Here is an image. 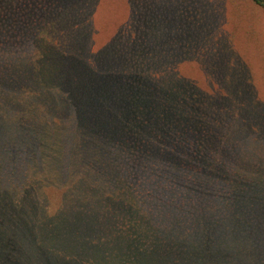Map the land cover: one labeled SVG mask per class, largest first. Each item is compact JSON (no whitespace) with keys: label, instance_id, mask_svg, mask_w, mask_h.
<instances>
[{"label":"trees","instance_id":"trees-1","mask_svg":"<svg viewBox=\"0 0 264 264\" xmlns=\"http://www.w3.org/2000/svg\"><path fill=\"white\" fill-rule=\"evenodd\" d=\"M153 1L130 0L128 20L113 41L105 44L98 51L93 49L92 37L86 35V31L93 29L92 10L90 12L88 6L72 5L62 11L61 16L64 15L62 18L58 13L55 15L51 13L54 11L53 6L44 12L45 18L36 38L38 51L34 56L35 64H39L37 65L39 68L36 69L39 82L46 88L54 85L62 92L67 91L63 83L65 84L68 79V63L72 62L71 67L76 70L74 73L77 77L76 81L72 78L71 83L75 91L79 89L76 95L81 92L83 96L75 101V97L68 93L66 99V104L77 106L75 108L79 112L68 147L63 142L60 119L56 117L50 119L48 115L41 113L39 117L43 119L37 123L38 118L31 115L36 117V121L30 122L31 129L27 134L28 138L32 137L33 145L29 146L31 153L27 154L32 161L27 164V176H24L25 179H22L19 185L8 188L0 172V181L4 189L7 192H14L12 198L5 202L3 200V204L6 202L11 204L12 200L15 202V206H9L5 210L0 207V213L3 209L5 218L10 221L5 225L6 228L0 229V234H4V238L7 239V242H0V260L7 259L8 264L23 262L19 246L27 242L26 239L33 233V230L23 224V219L30 216L29 211L41 206V195L34 196L29 201L30 208L25 215L21 213L22 208L18 204L25 203L26 197L31 192H38L39 184L43 188L42 182L46 184L52 181L53 173L59 188L66 187L67 192H129L135 197L142 218L152 222L145 227L133 228L121 225L113 228L91 226L80 229L77 224H72L70 228L48 225L45 230L39 231L38 234L34 233L41 241H53V243L62 240L61 235L66 233L72 245L83 246L85 254L95 252L100 244L104 245L101 253L96 257L94 254L91 255L92 259L85 261L84 264H157L155 253L159 252V249L161 253L166 252L167 264H172L170 260L172 257L178 259V264H182L183 259L188 260L185 264H199V261H203L202 258L206 259L207 253L212 255L213 244L211 248L209 245L203 247L202 243L196 246L193 237L190 239L192 232L191 228H188L189 225L185 235H179L180 240L171 234L173 233L171 229L165 232L169 233L168 236L159 233L157 227L160 223L154 219L155 215H158L149 207L143 196H140L127 172L119 169L116 160H126L124 157L126 150L138 155L139 148L144 149L152 143L161 145L169 137L172 138L169 149L175 153L178 144L186 143L188 138L191 146L194 144L200 146L202 143L206 147L210 145L216 147V156L221 160L220 164L224 169L222 176L228 177L225 173L228 171V165L224 152L232 151L236 146L235 142L250 139L249 132L252 127L256 131L253 133L255 138L252 141L262 139L264 121H255L257 116L255 111L257 109L263 111L264 108L258 100L251 98L252 84L250 81L241 80L242 76H245L244 71L242 72L244 67L236 62H233L231 69L232 72L239 69L240 80H236L242 82L240 86L235 82V78L230 81L232 72H228L216 62H208V73L220 86L215 90L216 94L199 91L200 88L190 79L179 80L181 75L176 70L184 58L182 52L185 55L196 54L202 60L209 55L219 58L224 55L218 52L216 47L221 46V43L216 42L217 45L209 46L208 44H212L211 40H201L203 43L201 44L195 38H188L185 47L188 49L182 51V48H179L182 45V29L178 26L180 21L178 14L174 13L180 9L175 5V0L174 5L166 6L162 3L157 5ZM253 1L264 8V0ZM24 2V0H0V24H3V19L14 11L11 4L17 7L22 5L24 8ZM72 15L74 17L69 18ZM5 123L0 130V145L1 142L3 145L0 146V150L5 155L4 158L10 154L14 146L13 135L23 122ZM7 125L10 127L9 133ZM197 133L202 134L197 136L201 143L195 140L194 134ZM115 140L125 141L123 149L118 147ZM248 147L246 144L243 150L248 152L250 150ZM188 153L186 157H189L190 161L198 157L197 150H190ZM148 157L143 156L145 159ZM248 161V153H245L236 170L241 175L238 179L231 180L236 192L244 182L246 183V177L252 172ZM46 168L52 171L49 172ZM66 171L72 176L71 180H68L69 184L64 182ZM255 183L264 187L263 178ZM177 184L175 178L167 180L166 183L162 180L158 189L172 192L179 187ZM259 186L253 188V191L258 192L247 191L253 193L248 196H254L258 202L264 204V191L261 192ZM243 188H249V185L244 184ZM145 192L151 190L147 187ZM235 203L242 213L241 215L237 211L243 221L238 219L237 213L233 224L237 226L248 224L255 228L243 229L236 226L230 228L232 230L228 234L231 233V236L244 240L245 230H249L258 238H262L259 243L264 244V227L259 228L261 225L246 221L253 216L251 212L254 210L246 207L244 201L242 204L237 198ZM68 214L74 221L75 216ZM58 215L59 213L50 215V218ZM19 221L22 225L17 224L20 223ZM210 229L203 228V232ZM203 232H198L201 239ZM257 237L255 239H258ZM22 240L23 243L20 242ZM147 240H150L151 244H147ZM17 241L19 244L15 243ZM161 253L159 252L158 255ZM213 263L224 262L215 260Z\"/></svg>","mask_w":264,"mask_h":264},{"label":"rangeland","instance_id":"rangeland-1","mask_svg":"<svg viewBox=\"0 0 264 264\" xmlns=\"http://www.w3.org/2000/svg\"><path fill=\"white\" fill-rule=\"evenodd\" d=\"M24 1V8L22 5L17 7L11 4L14 11L3 19V24H0V130L6 124L5 122H15L14 124L23 122L13 135L14 146L10 154L4 158L5 155L0 150V172L8 188L19 185L22 179H25L27 164L32 162L30 156L27 155L31 153L29 146L32 145V137L28 138L27 135L31 129L30 122L36 121V117L39 120L36 122H41L40 120L43 119L39 117L41 113L48 115L50 119L53 117L60 119L63 142L68 147L79 112L75 108L77 106L70 105V103L67 105L66 99L68 93L75 97V101L83 96L81 92L76 95L79 89L75 91L71 83V79L76 81L77 77L74 73L76 70L74 71L71 67L72 62L68 63V79L65 84L63 83L67 91L62 92L54 85L46 88L39 82V75L36 71L39 64H35L34 56L38 51L36 38L38 29L45 18L44 12L53 6L54 11L51 13L53 15L58 13L62 18L64 16H61L62 11L69 9L72 5L88 6L90 12L92 10L91 20L94 30L86 31V35L92 37L94 51L111 43L130 16V0ZM173 2L174 0L153 1L157 5L162 3L164 6L171 5ZM184 2L189 4L186 5ZM175 5L180 9L176 11L174 8L176 11L174 13L178 14L180 20L178 26L183 34L181 36L182 45L179 48H182V51L188 49L185 48L189 41L188 38H195L199 42L211 40L212 44L208 45L221 43V46L216 47L218 52L224 54L219 58L209 55L202 60L196 54L185 55L182 52L184 58L176 70L181 75L179 80L190 79L200 88L199 91L216 94L215 90H218L220 86L208 73V62H216L228 72H232L233 62H236L244 67L242 72L244 71L245 76H242L241 80L250 81L252 84L250 88L253 96L251 98L258 100L264 108V8L258 6L253 0H175ZM73 17L74 15L69 18ZM69 18L67 17L68 20ZM195 21H200V23H195ZM37 23H39L38 26ZM238 70L232 72L231 82L234 78L236 83L238 82L236 79L240 80ZM237 85H242V82H238ZM71 90L74 93H71ZM242 96L243 94L240 95ZM255 112L257 113L255 121H264V110L257 109ZM31 115L36 117H31ZM6 128L9 133L10 127L7 125ZM254 132H256L254 128H250V139L235 142L236 146L232 151L224 152L228 165V171L225 173L228 177L222 176L224 169L221 167V160L216 156V147L203 146L201 140L198 139L197 136L202 135L201 133L194 134L195 140L200 141V146L199 144L191 146L187 138L186 143L178 144L177 150H174L177 152L173 153L169 149L172 145V138L169 137L161 145L152 143L144 149L139 148L138 155L126 150L124 155L126 160H116L119 169L127 172L132 184L140 192V196H143L149 207L154 209L158 215H155L154 219L160 223L157 227L159 233L168 236L169 233L165 232L171 229L173 230L171 234L180 240L179 235H185V230L189 225L188 228H191L192 232L190 239L193 237L196 246L202 243L203 247L209 245L211 248L213 244L212 255L207 253L206 259L198 260L199 264H215L213 263L215 260H222L223 264H264V244L259 243L262 238H258L249 230H245L244 240H239L234 235L231 236V233L228 234L232 230L230 228L237 226L233 224L237 218V211H239L235 203L236 198L242 204L244 201L246 207L254 210L251 212L253 216L246 221L261 225L259 228L264 227V204L258 202L254 196H248L253 194L251 192H258L253 191L254 186H259L255 182L261 178L264 179V131L262 139L252 141L255 138ZM115 143H118L120 149H123V144H126L121 140H115ZM246 144L250 149L248 152L243 150ZM190 150L198 152V157L193 161L186 157ZM245 153H248V166L252 172L246 177V183L241 181L248 184L249 188H243V184L236 192L231 180L238 179L241 175L236 170ZM143 156L149 157L145 159ZM46 170L52 171L48 168ZM52 176V181L46 184L42 182L43 188L41 184L38 185V192L28 194L25 199L26 204H18L22 208L21 213L25 215L27 209L30 208L29 201L34 196L41 195V206L29 211L30 216L23 219V224L33 230V233L26 239L27 242L19 246L23 261L21 264H84L85 261L92 259L91 255L94 254L96 257L103 250L104 245L100 244L95 252L85 254L83 246L72 245L66 233L62 234L63 239L56 243L41 241L34 233L38 234L48 225L70 228L72 224H77L80 229H85L91 226L113 228L121 225L133 228L152 224L151 221L142 218L141 212L137 209L135 197L129 192H67L66 187L59 188L54 173ZM55 176L59 177L56 174ZM64 177L66 178L64 182L69 184L68 180L72 178L71 173L66 171ZM172 178L177 180L179 191L174 189L172 192H165L158 189L162 180L166 183ZM154 180L157 182V187ZM147 187L151 192H145ZM259 188L261 192L264 191V187L259 186ZM13 195L14 192H7L0 181V207L2 206L5 210L9 206H15L13 200L11 204L8 202L3 204V200L5 202ZM3 209L0 213V229L6 228L5 225L10 223L5 218ZM57 213H59L58 216L50 218V215ZM68 213L75 216L74 221ZM239 213L242 215L240 211ZM58 217H60L59 220H57ZM238 219L242 220V217L239 215ZM19 222L17 224L22 225V222ZM246 225L248 224L237 227L255 228ZM203 228L211 229L204 233ZM198 232H203V240ZM5 241L7 242V239L4 238V234H0V242ZM20 242L23 243V240ZM15 243L19 244V241ZM146 243L151 244L150 240ZM244 246L245 249H243ZM159 252L161 253L160 249ZM159 252L155 253L157 264L158 262L167 264L166 252L162 251L158 255ZM6 260H0V264H8ZM170 260L172 264H178L176 257ZM183 261L184 264L188 262L183 259L182 264Z\"/></svg>","mask_w":264,"mask_h":264}]
</instances>
